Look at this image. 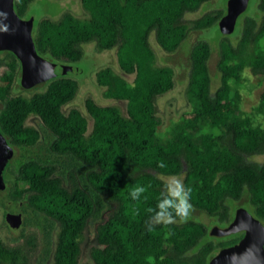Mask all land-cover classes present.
<instances>
[{
    "label": "trees",
    "instance_id": "obj_1",
    "mask_svg": "<svg viewBox=\"0 0 264 264\" xmlns=\"http://www.w3.org/2000/svg\"><path fill=\"white\" fill-rule=\"evenodd\" d=\"M33 1L13 0L14 13L22 19ZM210 1L80 0L86 19L64 12L57 20L35 22L31 37L41 58L72 66L83 57L82 46L93 43L98 52L114 48L118 70L133 76L128 83L109 68L96 72L105 98L125 107L121 113L85 99L89 132L78 110L62 112L78 90L70 76L44 82L29 97L14 95L19 62L0 51V134L20 152L4 168L0 208L10 201L21 213L20 236L30 225L38 229L43 257L50 256L51 264H78L82 235L94 220L100 221L87 264H207L215 249L237 242L239 234L214 243L207 237V225L198 220H177L149 231L151 214L145 209L155 207L165 185L157 175H181L192 188L193 210L212 224H227L229 203L245 196L249 213L264 225V162L245 159L264 153V128L238 114L241 94L231 87L240 84L245 70L264 76V0H257L258 18L240 17L234 42L231 34L216 42L218 85L213 92L208 69L212 48L204 40L191 46L185 90L189 112L163 135L158 133L155 100L172 89L173 71L155 64L149 35L153 33L162 52H175L189 32L208 30L225 14L217 9L185 19ZM257 109L263 112L264 89ZM30 116L46 132L45 155L39 152V132L25 125ZM159 161L166 167L159 168ZM135 185H151L147 200L130 198ZM169 230L173 234L165 239ZM24 262L21 247L0 241V264Z\"/></svg>",
    "mask_w": 264,
    "mask_h": 264
},
{
    "label": "rangeland",
    "instance_id": "obj_2",
    "mask_svg": "<svg viewBox=\"0 0 264 264\" xmlns=\"http://www.w3.org/2000/svg\"><path fill=\"white\" fill-rule=\"evenodd\" d=\"M226 0H212L208 3L203 4L194 13L185 14L187 21L194 20L201 16L207 11L225 9ZM257 0H249L245 11L238 16L234 30L231 33L230 41L234 42L236 36L240 31V17L244 14L247 16L259 17V13L256 10ZM69 12L79 19H86L87 13L84 12L80 5V0H34L30 4L27 14L22 18L23 20H31L32 27L35 22L47 18L51 20H57L59 16ZM222 36L220 34L217 25L211 27L203 32L191 31L187 38L181 44L180 48L173 53H164L154 42L153 33L149 35V45L155 55V64L157 66H168L173 71V87L172 89L157 97L155 100L156 105V116L159 119L158 133L163 135L171 126L172 123L179 121L185 116L190 109V106L185 98V90L187 85V71H188V53L191 46L197 40H204L208 42L212 48V53L208 62V69L212 80L211 92L218 85V74L216 72L215 64L217 60L216 55V42ZM83 57L79 62L73 64L76 71L70 74V78L74 80L78 85V90L75 94V98L62 107V112L66 113L70 109L78 110L87 119V132L90 131L91 121L86 116L84 111V100L87 98L92 99L95 103L101 106H114L117 107L121 113H124L125 103L120 101H114L112 99L105 98L104 88L99 87L95 82V74L98 70L109 68L114 74L123 78L126 82L131 83L133 76L125 75L118 70L116 65L115 49L98 52L93 43H89L82 46ZM3 67H0V73ZM44 83L37 84L29 89H23L19 85H15L14 95H20L23 97H29L32 93L41 91ZM232 89L236 88L241 94V102L239 104L238 114L241 116H247L250 118L253 126H261L264 128V109L263 112H259L257 107L260 103V95L264 89V76L257 75L253 76L248 70H245L242 75V80L239 85H231ZM25 125L36 129L39 134L38 147L41 155H45L44 142L46 132L42 128L40 121L33 116L28 117L25 120ZM38 148L34 149L35 151ZM19 151L14 149L13 158L18 157ZM247 162L262 163L264 162V153L261 155H254L245 157ZM181 178L182 176L179 175ZM165 184L171 176H160L157 175ZM6 181L12 182V177L6 175ZM230 208L242 207L249 212L247 206V200L245 196H242L238 201L229 203ZM8 213L17 214L18 209L10 202H5V205L0 208V241L8 246H18L22 248L23 254L25 255L24 264H51V257L48 256L44 259L43 247L44 244L41 240L40 232L34 226L24 228L22 236L19 235L20 227L17 230H12L4 221V216ZM190 220H198L201 223L207 225V237L214 243L230 241L234 238L235 234H219L210 235V229L215 227L217 230H223L226 224L218 225L212 224L205 214L197 211L192 212V218ZM100 220L89 221L81 239V255L78 264H87L90 262L89 249L95 244V233L94 229ZM54 235L52 234L51 240L53 241ZM31 241V244H29ZM219 250L215 249L214 254Z\"/></svg>",
    "mask_w": 264,
    "mask_h": 264
},
{
    "label": "water",
    "instance_id": "obj_3",
    "mask_svg": "<svg viewBox=\"0 0 264 264\" xmlns=\"http://www.w3.org/2000/svg\"><path fill=\"white\" fill-rule=\"evenodd\" d=\"M13 0H0V51H8L19 62V86L29 89L37 84L60 76H69L75 67L47 61L35 52L32 37V21L20 19L13 10ZM249 0H226L225 14L217 22L222 35L233 32L236 20L242 14ZM13 156V148L0 134V191L4 188L3 172ZM4 221L12 230L21 225L20 214L8 213ZM243 235L236 243L219 249L207 264H264V225L242 207H238L232 220L223 230L215 227L210 235Z\"/></svg>",
    "mask_w": 264,
    "mask_h": 264
},
{
    "label": "clouds",
    "instance_id": "obj_4",
    "mask_svg": "<svg viewBox=\"0 0 264 264\" xmlns=\"http://www.w3.org/2000/svg\"><path fill=\"white\" fill-rule=\"evenodd\" d=\"M157 166L165 168L166 164L159 161ZM151 185H135L131 188L129 196L133 201H140L141 197L147 200L145 193ZM192 188L186 186L180 176H171L164 190L160 194L155 207H148L145 211L151 214V223L148 230L151 231L155 225H172L179 220L180 223H187L192 218L193 205L191 203ZM137 214L139 210H136ZM173 233L171 230L165 233V239Z\"/></svg>",
    "mask_w": 264,
    "mask_h": 264
},
{
    "label": "flooded vegetation",
    "instance_id": "obj_5",
    "mask_svg": "<svg viewBox=\"0 0 264 264\" xmlns=\"http://www.w3.org/2000/svg\"><path fill=\"white\" fill-rule=\"evenodd\" d=\"M13 152H14V149H13ZM238 208V207H237ZM237 208H235V207H232V217H233V214H234V212H235V210L237 209ZM18 214H20V216H21V223H22V215H21V213H18ZM232 217H231V219L229 220V222L232 220ZM228 222V223H229ZM228 223L226 224V226L228 225ZM239 235H240V238L242 237V235H243V233L242 232H240V233H238ZM240 238L238 239V240H240ZM237 240V241H238ZM236 243V242H235ZM233 245V244H232Z\"/></svg>",
    "mask_w": 264,
    "mask_h": 264
}]
</instances>
